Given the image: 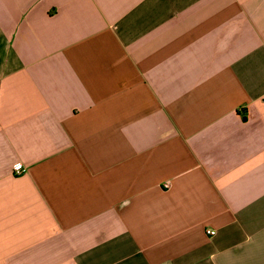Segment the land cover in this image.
<instances>
[{
  "label": "crops",
  "instance_id": "obj_1",
  "mask_svg": "<svg viewBox=\"0 0 264 264\" xmlns=\"http://www.w3.org/2000/svg\"><path fill=\"white\" fill-rule=\"evenodd\" d=\"M0 264H264V0H0Z\"/></svg>",
  "mask_w": 264,
  "mask_h": 264
},
{
  "label": "built area",
  "instance_id": "obj_2",
  "mask_svg": "<svg viewBox=\"0 0 264 264\" xmlns=\"http://www.w3.org/2000/svg\"><path fill=\"white\" fill-rule=\"evenodd\" d=\"M22 169H23V165H22V164H18V165L16 166V171L21 172ZM215 233H216V232H215L214 230H207V234H208V235H214Z\"/></svg>",
  "mask_w": 264,
  "mask_h": 264
}]
</instances>
